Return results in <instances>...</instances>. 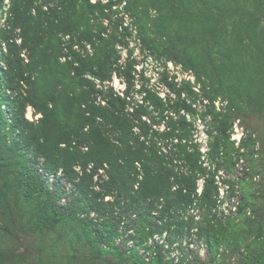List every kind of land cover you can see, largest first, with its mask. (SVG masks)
Returning <instances> with one entry per match:
<instances>
[{
	"label": "rangeland",
	"instance_id": "obj_1",
	"mask_svg": "<svg viewBox=\"0 0 264 264\" xmlns=\"http://www.w3.org/2000/svg\"><path fill=\"white\" fill-rule=\"evenodd\" d=\"M13 1L0 0V100L20 94L25 119L40 128L44 114L30 95L45 103L63 82L60 104L67 103V92H79L70 78L81 61L107 46L116 61L103 92L126 100L133 130L169 147L177 141L168 133L185 134L183 144L199 152L206 169L198 191L208 179L220 200L229 186L235 196L219 223L195 206L178 211L162 204L148 212L118 206L116 193L94 202L78 189L92 163L78 162L69 174L50 171L42 153H18L3 132L0 264H264V0H71L69 20L66 0ZM16 12L22 30L13 24ZM9 44L32 89L23 83L5 89ZM157 103L163 112L155 111ZM9 109L1 103L0 130ZM216 120L228 125L223 139ZM107 179L99 169L88 192H100ZM31 188L47 189L53 201L40 193L28 200Z\"/></svg>",
	"mask_w": 264,
	"mask_h": 264
},
{
	"label": "trees",
	"instance_id": "obj_2",
	"mask_svg": "<svg viewBox=\"0 0 264 264\" xmlns=\"http://www.w3.org/2000/svg\"><path fill=\"white\" fill-rule=\"evenodd\" d=\"M13 3L15 4L14 1ZM64 5L66 14L71 0H66ZM25 7L20 6L24 10ZM16 14L18 18L13 24L22 23L19 25L22 30L24 23L19 20L20 13ZM70 14L72 11L63 18L69 20ZM63 26L64 32H71L73 29L71 25ZM33 30L36 37L39 32L36 28ZM28 41L29 37L24 34L22 42L26 45ZM8 47L7 65L10 76L4 75L5 89L16 91L22 83L32 89L34 82L31 76L25 75L24 69L15 58L14 44H9ZM95 56L88 61H81V69H77L76 76L70 78L79 92H67V103L60 104L61 95L68 87L63 82L54 93L47 95L45 103L38 104L35 92L30 95V105L44 114L40 128L33 127L25 119V106L20 105L17 98L20 94L13 98L4 95L0 106L2 102L8 103L11 119L1 128L0 134L4 132L5 136H10L11 142L8 138L6 140L18 153L26 157L32 158L37 153H42L50 161V171L62 169L69 174L73 165L78 162L85 166L92 163V173L83 172L78 189L84 196L91 195L94 202L103 201L106 196L116 193L118 200L115 204L118 206L122 202L127 208L138 209L144 206L148 212L157 213L158 206L162 204L166 205V210L171 208L178 211H186L195 206L206 209L214 222H222L226 217L225 211H230L233 207L230 206L235 196L233 187L229 186L226 197L221 200L215 194V186L208 179L203 180L201 191H198V180L205 175L206 169L200 163L199 152L187 146V143L183 144L185 134L168 133L171 142L177 141L169 147L165 144L162 146L144 131L135 132L132 120L125 113L126 100L113 93L107 95L103 92L106 89L105 82L112 77L116 61L111 48L106 46L96 49ZM43 59L39 62L40 67ZM69 72L70 69L66 70L67 76ZM86 73L89 77H84ZM155 105V111H164L163 104ZM181 110L178 107V112ZM60 116L65 119L63 125L57 120ZM217 121L213 124L217 135L223 139L228 125L226 121ZM72 143L76 147L73 148ZM60 144H66L67 147L63 149ZM3 145L5 146V141ZM3 145L0 144V153ZM83 147L87 148V152L82 153ZM241 148L243 149L242 146ZM236 155L239 159L238 150ZM1 161L2 159L0 167ZM99 169L105 171L108 179L100 186V192H88L87 185L94 184L93 176ZM39 193L44 195V199L53 201L52 193L45 188H31L28 200ZM57 217L61 216L57 214ZM104 237V234L99 236V241H104Z\"/></svg>",
	"mask_w": 264,
	"mask_h": 264
}]
</instances>
